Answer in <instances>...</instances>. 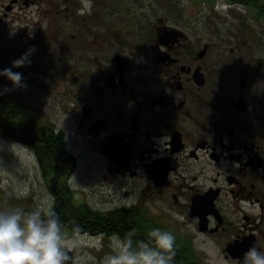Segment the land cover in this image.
<instances>
[{
    "label": "flooded vegetation",
    "instance_id": "af4514ba",
    "mask_svg": "<svg viewBox=\"0 0 264 264\" xmlns=\"http://www.w3.org/2000/svg\"><path fill=\"white\" fill-rule=\"evenodd\" d=\"M91 5L0 0V72L27 85L0 75V212L47 199L84 264L115 254L122 212L179 264L264 251V0Z\"/></svg>",
    "mask_w": 264,
    "mask_h": 264
},
{
    "label": "clouds",
    "instance_id": "9594fccd",
    "mask_svg": "<svg viewBox=\"0 0 264 264\" xmlns=\"http://www.w3.org/2000/svg\"><path fill=\"white\" fill-rule=\"evenodd\" d=\"M84 7L79 14L91 11V0H83ZM32 50L20 59L13 61V67L30 64L28 57ZM13 84L14 88H27L22 83L21 73L10 68L0 72ZM13 89H5L11 91ZM37 210L25 212L21 208L0 212V264H84L83 258L74 260L68 255L62 235L61 223L46 199ZM43 213V215H42ZM135 229L129 230L123 239L113 247L114 255H107L101 264H174L177 252L176 237L169 231L152 229L146 240L140 241L135 248L132 238ZM94 261V257H88ZM242 264H264V251L251 247L244 253Z\"/></svg>",
    "mask_w": 264,
    "mask_h": 264
},
{
    "label": "trees",
    "instance_id": "16d2710c",
    "mask_svg": "<svg viewBox=\"0 0 264 264\" xmlns=\"http://www.w3.org/2000/svg\"><path fill=\"white\" fill-rule=\"evenodd\" d=\"M121 216L120 221H118L119 217ZM143 216V215H142ZM118 218V219H117ZM130 215L126 214L125 212H122L120 214H113L111 213L108 216V219H110V223H109V227L112 228L113 230L118 231L119 233H128L129 230H131L133 223L131 224V222L129 221ZM141 220V219H140ZM142 224H144L145 227L150 229H155V228H160V226H158V224L155 221H147L144 219L142 220ZM147 232V231H146ZM144 232V233H146ZM146 240V237H144L143 239H141V241ZM140 242V239H138V243ZM133 248H135L137 246V244L132 245ZM177 259H174V261ZM174 264H179L177 262H174Z\"/></svg>",
    "mask_w": 264,
    "mask_h": 264
},
{
    "label": "rangeland",
    "instance_id": "374dc122",
    "mask_svg": "<svg viewBox=\"0 0 264 264\" xmlns=\"http://www.w3.org/2000/svg\"><path fill=\"white\" fill-rule=\"evenodd\" d=\"M219 3H220V4L218 5L219 9H222V10H224V8H225L224 6H225V5H223V7H221V3H222V2H221V1H219ZM107 255H110V254H106V256H107Z\"/></svg>",
    "mask_w": 264,
    "mask_h": 264
}]
</instances>
